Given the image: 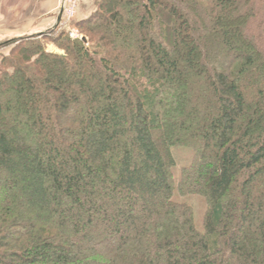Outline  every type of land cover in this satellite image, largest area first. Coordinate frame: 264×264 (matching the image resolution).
I'll use <instances>...</instances> for the list:
<instances>
[{
    "label": "trees",
    "instance_id": "obj_1",
    "mask_svg": "<svg viewBox=\"0 0 264 264\" xmlns=\"http://www.w3.org/2000/svg\"><path fill=\"white\" fill-rule=\"evenodd\" d=\"M76 27L65 55L0 46V264H264V0H101Z\"/></svg>",
    "mask_w": 264,
    "mask_h": 264
},
{
    "label": "rangeland",
    "instance_id": "obj_2",
    "mask_svg": "<svg viewBox=\"0 0 264 264\" xmlns=\"http://www.w3.org/2000/svg\"><path fill=\"white\" fill-rule=\"evenodd\" d=\"M48 0H0L1 2V11L3 14L7 16L5 27L6 32H11L12 35H15L17 32H29L34 30V27L39 26L42 22H45V29L44 33L38 34H48L51 37L48 39L45 38H37L35 39V43H40L43 45L44 51L49 54H58V55H65V50L60 48L58 44H55L54 38H57L61 33L67 35L72 41L74 40H82L84 37L81 32L77 29L76 24L84 19L90 17L97 9V6L101 0H80L77 1L75 4L67 3L66 5V12L62 16L60 21L57 23V26L54 29L50 28L51 21H42L44 18H39L35 23L34 27H31V21H34L36 16H41L47 14L49 8H57L53 11V14L50 15L51 18H54L60 8L62 7V0H53L50 6H45ZM60 2V4H59ZM40 3V4H39ZM59 9V10H58ZM37 18V17H36ZM24 23H28V30L25 28ZM48 23V24H47ZM4 23H2L3 25ZM0 25V26H2ZM48 25V26H47ZM33 26V25H32ZM31 27V28H30ZM35 27V28H36ZM125 30V29H123ZM3 32V29L0 30ZM35 35V34H34ZM31 34H27L21 38L34 36ZM20 38H8L2 39L0 37V46L2 43ZM15 44L6 45L0 47V68L2 69L7 68L3 67V59L6 56L11 55V51ZM16 47L17 44H16ZM46 63H49L46 61ZM28 65V64H27ZM26 66V65H25ZM175 159L177 162V166L175 168V175L178 178L181 173V169L183 167H187L193 160V151L188 147H177L174 151ZM208 157L211 155V152L207 153ZM234 191H232L233 193ZM174 200L179 202H185L193 207L194 215H195V222L198 225L199 229L203 228L202 220L206 211V206L204 201L199 196H188L182 197L177 194L174 195ZM146 203L145 200L143 202L136 204L135 209L136 212L140 209V206ZM109 212L113 213L116 210H126V204L123 201L118 200L117 202L109 203ZM124 237H131L129 231L123 229Z\"/></svg>",
    "mask_w": 264,
    "mask_h": 264
},
{
    "label": "crops",
    "instance_id": "obj_3",
    "mask_svg": "<svg viewBox=\"0 0 264 264\" xmlns=\"http://www.w3.org/2000/svg\"><path fill=\"white\" fill-rule=\"evenodd\" d=\"M53 2V0H48L47 1V3L45 4V6H50L51 5V3ZM40 4V3H39ZM59 4H60V2H59ZM55 9H57V8H49L48 10V12H47V14H44V15H41V16H36L35 17V19H34V21H31L30 23H31V27H34L35 25H34V23L39 19V18H44L42 21H51L52 19H54L52 22H51V24L49 25L50 26V28L51 29H54L56 26H57V23L59 22L58 21V19H59V14H60V10L58 11V13L56 14V16L54 17V18H51L50 17V15H52L53 14V11L55 10ZM6 19H8L7 18V16L5 15V14H3V12L1 11V2H0V25H2V23H4L2 26H0V30L1 29H3V32H0V37H1V40L3 39H10V38H21V37H23V36H25V35H27V34H31V35H38V34H42V33H44V29H45V22H42L39 26H35L34 27V30H31V31H29V32H17V33H15V35H12L11 34V32H6V25H5V23H6ZM48 24V23H47ZM24 25H25V28L28 30V23L26 24V23H24ZM33 25V26H32ZM48 26V25H47ZM30 27V28H31Z\"/></svg>",
    "mask_w": 264,
    "mask_h": 264
},
{
    "label": "built area",
    "instance_id": "obj_4",
    "mask_svg": "<svg viewBox=\"0 0 264 264\" xmlns=\"http://www.w3.org/2000/svg\"><path fill=\"white\" fill-rule=\"evenodd\" d=\"M77 1H80V0H62V8H63V15L65 14L66 12V5L67 3H71L72 5L75 4Z\"/></svg>",
    "mask_w": 264,
    "mask_h": 264
},
{
    "label": "water",
    "instance_id": "obj_5",
    "mask_svg": "<svg viewBox=\"0 0 264 264\" xmlns=\"http://www.w3.org/2000/svg\"><path fill=\"white\" fill-rule=\"evenodd\" d=\"M62 13H63V8L61 7V8H60V14H59V19H58V21H60L61 16H62ZM82 40H83L84 42L87 41L85 38H83Z\"/></svg>",
    "mask_w": 264,
    "mask_h": 264
}]
</instances>
